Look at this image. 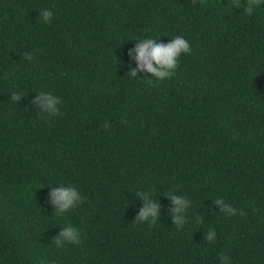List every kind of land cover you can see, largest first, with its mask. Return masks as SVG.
<instances>
[{
	"label": "trees",
	"instance_id": "obj_1",
	"mask_svg": "<svg viewBox=\"0 0 264 264\" xmlns=\"http://www.w3.org/2000/svg\"><path fill=\"white\" fill-rule=\"evenodd\" d=\"M176 35L173 76L129 73L137 39ZM60 184L83 200L57 215ZM68 222L81 240L57 246ZM0 264H264V0H0Z\"/></svg>",
	"mask_w": 264,
	"mask_h": 264
},
{
	"label": "clouds",
	"instance_id": "obj_2",
	"mask_svg": "<svg viewBox=\"0 0 264 264\" xmlns=\"http://www.w3.org/2000/svg\"><path fill=\"white\" fill-rule=\"evenodd\" d=\"M54 15L51 9H43L39 12V17L43 22L48 23ZM139 42L134 48L128 50V56L135 62L136 67L132 68L129 73L132 76L138 75L139 72L152 74V78L164 80L174 75L179 64L180 57L183 54L191 52L190 42L182 35H176L165 43L153 36H145L137 39ZM32 103L38 105L41 112L49 115H62L60 111L61 99L52 92L41 91L32 99ZM137 195L142 200V206L136 215L139 221H148L152 223L161 215V205L158 200L153 199L150 192H138ZM172 202L170 213L174 224L180 227L185 222V216L191 207V201L184 195L170 192L167 194ZM49 203L54 206L57 215L65 214L80 204L83 196L80 191L71 184H60L52 186L48 194ZM214 204L218 205L221 212L232 214L236 209L230 204L225 203L222 199L215 200ZM60 231L53 238L57 246H62L65 242L78 244L81 240V231L73 226L70 222L59 227ZM216 237L215 229L207 233V239L213 241Z\"/></svg>",
	"mask_w": 264,
	"mask_h": 264
}]
</instances>
